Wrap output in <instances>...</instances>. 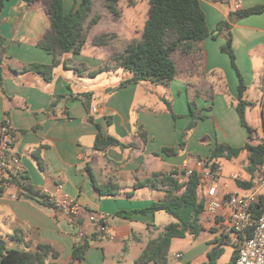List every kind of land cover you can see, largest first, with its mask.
<instances>
[{
	"label": "crops",
	"instance_id": "1",
	"mask_svg": "<svg viewBox=\"0 0 264 264\" xmlns=\"http://www.w3.org/2000/svg\"><path fill=\"white\" fill-rule=\"evenodd\" d=\"M81 1L63 0L64 12H70ZM199 1L210 33L197 45L201 53L175 52L178 74L168 85L142 81L118 88L131 73L114 68L112 55L141 40L148 0H136L134 5L121 0L120 17L105 6V0H93L92 15L100 13L101 19L89 29L81 53L59 56L62 63L54 68L51 81L35 71L23 70L33 63L53 62V55L39 45L51 28V17L43 1L26 5L24 0H5L0 8V31L6 47L0 63V123L8 119L18 131L19 168L27 172L33 185L49 196L71 198L83 208L73 221L66 213L37 199L17 196L15 186L7 187L0 194V238L9 248L34 251L37 244L50 243L60 252L59 258L52 260L55 264H108L107 260L119 264L120 253L112 249L138 246L142 252L148 241L176 221L165 211H134L164 198L167 187L161 183L160 175L187 168L198 170L202 173L199 196L204 201L212 198L207 192L214 182L205 175L204 160L211 155L215 142L240 147L247 142L248 133L237 111L239 75L229 54L221 49L228 33L217 30L218 24L237 9L236 1ZM256 5H264V0H242L239 8ZM230 32L236 66L246 85L243 98L255 103L249 109V123L254 128H264V12L233 20ZM103 33L116 35L106 45H94L93 39ZM109 63L111 69L90 75ZM112 73L120 76L118 81L111 79ZM84 92L93 93L94 121H90L83 101L74 98ZM55 96L62 97L52 107ZM191 101L203 118L190 130L184 151L166 154L165 147L180 148L182 133L192 118ZM99 130L122 144L109 147L106 152L96 150L94 142ZM139 130L145 132L146 138L140 136ZM259 136L263 137L261 133ZM39 146H44L42 168L34 156ZM243 153L246 156H241ZM199 156L203 159L199 160ZM223 159L215 193L221 208L216 216L206 211L201 214L203 230L198 236L183 237L186 248L173 254H181L183 264L208 262L209 251L219 244L221 255L225 245H233L235 252L241 244L237 234L225 231L230 222L227 197L230 193L248 194L259 174L256 173L252 187H240L238 180L252 179L246 169L248 153L227 159L241 169L231 170L228 176H224ZM149 179L154 182L138 185ZM109 182L118 184L119 192L100 195L96 184ZM121 211L134 212L130 217L117 215ZM91 213L104 217L109 226L104 235L97 233V224L89 218ZM17 231L22 238L14 235ZM83 233L90 248L79 262L73 259V251Z\"/></svg>",
	"mask_w": 264,
	"mask_h": 264
},
{
	"label": "trees",
	"instance_id": "2",
	"mask_svg": "<svg viewBox=\"0 0 264 264\" xmlns=\"http://www.w3.org/2000/svg\"><path fill=\"white\" fill-rule=\"evenodd\" d=\"M37 1L24 0L26 5H32ZM42 1L51 17V28L39 41V45L47 50L49 54L53 55V62L50 64L33 63L23 70L35 71L40 73L46 81H51L53 79L54 68L62 63L59 56L71 52L76 54L81 53L86 45L89 29L101 19L102 15L100 13L92 15L93 0H82L77 7L68 13L64 12L63 0ZM120 1L105 0V6L113 12L115 17H120V10L118 9ZM128 1L130 5L136 3V0ZM148 1L150 6L141 40L138 42L133 41L124 51L115 52L112 55L111 63H113L114 68H122L124 71L131 73L130 77L121 81L118 88L142 81H149L154 84H170L178 74V68L173 54L177 51H181L184 55L201 53V48L197 45L210 34L206 16L199 0ZM4 3L5 0H0L1 9ZM262 12H264V5H256L250 8H237L229 13L227 20L221 21L217 26L218 31H226L228 33L226 44L221 49L229 54L232 64L239 75L240 96L237 111L242 125L247 130L248 140L240 147H234L225 142H215L211 155L204 160V166L205 169L214 170L218 166L221 167V159H233L246 151L248 153L246 169L252 175V179L249 181L238 180V185L243 188L253 186V180L257 172L259 174L258 178L261 177L260 166L264 163V137L259 136L256 129L249 123L246 117L247 108L254 106L255 103L243 98L246 85L236 66V55L232 46L230 29L233 20ZM115 35L114 33L100 34L93 39V44L96 46L106 45ZM5 51L4 37L0 31V63L3 61ZM111 67L112 64L109 63L97 71L90 72V75L96 76L100 72L111 69ZM1 79L2 74L0 72ZM61 97L55 96L53 98L52 107L55 105L56 100ZM74 98H79L83 101L87 108L90 121H94L91 104L93 93L84 92L74 96ZM190 107L192 118L186 130L182 133L179 150L165 147L163 151L166 154H176L184 151L186 138L190 130L196 125L198 119L203 118L196 109L194 102L191 101ZM169 108L173 116L177 117L172 108ZM13 134L17 136L18 131L14 129ZM139 134L141 137L146 138L144 131L139 130ZM121 144L122 142L119 139L113 136H105L99 130L94 142V148L106 152L109 147ZM43 147L39 146L34 151V156L41 168L44 162L41 155ZM198 159L202 160L203 158L199 156ZM89 172L92 176L91 171ZM159 177L161 178V183L167 187L164 198L155 201L142 210L134 211L141 213L165 211L172 215L176 221L166 225L158 237L148 241L136 259L135 264H170L168 256L173 239L183 238L188 234L196 237L203 230L200 224V217L205 211V202L199 196L202 173L194 170L185 180L173 178L170 174H163ZM153 182L154 179H149L145 182H139L138 185L145 186ZM9 186H15L17 188V196L19 197L26 196L37 199L47 206L57 208L64 214L66 213L50 199L49 194L37 189L31 182L27 172L19 167L13 170L9 169L8 176L0 179V194H4L6 188ZM96 187L100 195H113L117 194L120 190L119 185L113 182H109L106 185L96 184ZM252 210L254 217H258L262 213L264 210V196L261 197L259 203L252 206ZM134 211H121L117 215L130 217ZM65 215L75 221L81 214L66 213ZM14 235L22 238L18 231ZM221 245L214 246L209 251V261L204 264H217V259L223 252ZM89 248L90 242L87 235L83 233L80 241L74 246L73 259L79 262L82 261ZM0 255L2 257L1 264H55L52 260L59 258L60 252L50 243H39L34 251L9 248L6 241L0 238ZM237 257L238 249L234 252L228 264H235ZM50 259L51 261H49Z\"/></svg>",
	"mask_w": 264,
	"mask_h": 264
},
{
	"label": "built area",
	"instance_id": "3",
	"mask_svg": "<svg viewBox=\"0 0 264 264\" xmlns=\"http://www.w3.org/2000/svg\"><path fill=\"white\" fill-rule=\"evenodd\" d=\"M236 8H239L242 0H235ZM14 128L8 119L0 123V179L8 176V170H13L20 166L21 157L16 150L18 135L13 134ZM261 177L256 184L245 195L230 193L227 203L230 209V222L225 228L228 233H235L241 238L238 248V257L235 264H264V210L258 217L253 216L252 206L259 203L264 196V163L260 166ZM187 168L184 171H172L170 176L179 180H185L193 172ZM221 174V167L214 170L205 169V175L214 183L208 189V195L212 197L205 202V211L212 216H216L221 208V202L215 198L216 182ZM50 199L67 214H78L82 207L71 198H60L51 195ZM90 220L97 224V232L104 235L109 226L103 216L91 213ZM181 257V254H176Z\"/></svg>",
	"mask_w": 264,
	"mask_h": 264
},
{
	"label": "rangeland",
	"instance_id": "4",
	"mask_svg": "<svg viewBox=\"0 0 264 264\" xmlns=\"http://www.w3.org/2000/svg\"><path fill=\"white\" fill-rule=\"evenodd\" d=\"M115 37V36H114ZM118 52H122L119 50H116V53ZM120 74H124L125 76H127V73L120 70L119 71ZM113 76L111 79L114 80H119L120 76L117 75L116 73H112ZM249 109L250 107L247 108V113H246V117L247 120L249 121ZM178 117V116H177ZM261 126H262V121H261ZM256 131L259 132V134L261 133L262 136L264 137V128L263 126L258 129L255 128ZM241 156H246V153H243ZM222 166L224 169V176H228L231 170H241L238 166H235L234 164H232L230 161H228L227 159H223L222 160ZM102 241H106V239H102ZM187 241H184L183 238H176L173 240L170 250H169V262L170 264H183L182 263V259L176 258L173 254L175 252H180L182 251V249H185L186 246H184V243H186ZM112 252H116L120 253V260H119V264H134V261H136V259L138 258L139 254L141 253V249L138 246H129L127 247V250H122L121 248H116V249H112ZM234 252V246L231 244L225 245V251L224 253L220 256V258L218 259V262L220 264H226L229 263L231 261L232 255ZM112 260V259H111ZM107 263H109V261L107 260Z\"/></svg>",
	"mask_w": 264,
	"mask_h": 264
},
{
	"label": "water",
	"instance_id": "5",
	"mask_svg": "<svg viewBox=\"0 0 264 264\" xmlns=\"http://www.w3.org/2000/svg\"><path fill=\"white\" fill-rule=\"evenodd\" d=\"M113 89V88H112Z\"/></svg>",
	"mask_w": 264,
	"mask_h": 264
}]
</instances>
